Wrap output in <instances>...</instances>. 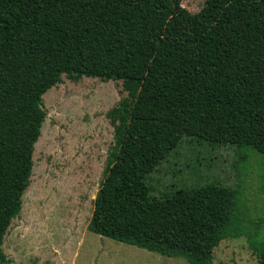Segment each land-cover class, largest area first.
Segmentation results:
<instances>
[{
	"label": "trees",
	"instance_id": "trees-1",
	"mask_svg": "<svg viewBox=\"0 0 264 264\" xmlns=\"http://www.w3.org/2000/svg\"><path fill=\"white\" fill-rule=\"evenodd\" d=\"M179 1L0 0V264L29 186L41 98L60 75L120 82L132 104L108 113L113 144L88 231L212 264L232 234L227 206L206 216L205 229H188L170 210L176 196L152 198L146 178L188 138L264 156V0H207L199 37L170 23ZM33 74L50 83H27ZM256 253L264 264V243Z\"/></svg>",
	"mask_w": 264,
	"mask_h": 264
},
{
	"label": "rangeland",
	"instance_id": "rangeland-1",
	"mask_svg": "<svg viewBox=\"0 0 264 264\" xmlns=\"http://www.w3.org/2000/svg\"><path fill=\"white\" fill-rule=\"evenodd\" d=\"M206 5L207 0H180L170 23L199 37ZM229 13L234 14L224 10L223 18ZM50 80L48 74H33L26 81L48 85ZM119 103L132 105L120 82L87 77L60 75L42 95L45 119L33 145L20 214L3 239L4 264H189L88 231L113 144L107 116ZM146 185L152 198L176 196L170 210L190 220L188 229H205L206 216L227 206L232 234L214 247L211 263L258 264L256 250L264 243L263 155L188 138L147 176Z\"/></svg>",
	"mask_w": 264,
	"mask_h": 264
}]
</instances>
